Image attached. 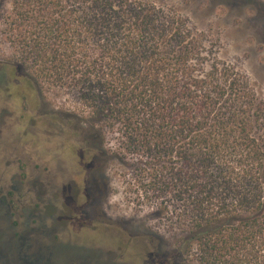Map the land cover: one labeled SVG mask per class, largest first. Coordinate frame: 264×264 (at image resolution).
Listing matches in <instances>:
<instances>
[{
    "label": "trees",
    "instance_id": "1",
    "mask_svg": "<svg viewBox=\"0 0 264 264\" xmlns=\"http://www.w3.org/2000/svg\"><path fill=\"white\" fill-rule=\"evenodd\" d=\"M5 24L10 75L70 107L93 193L115 164L170 221V260L264 264V100L205 31L146 0H11Z\"/></svg>",
    "mask_w": 264,
    "mask_h": 264
},
{
    "label": "rangeland",
    "instance_id": "2",
    "mask_svg": "<svg viewBox=\"0 0 264 264\" xmlns=\"http://www.w3.org/2000/svg\"><path fill=\"white\" fill-rule=\"evenodd\" d=\"M146 1L205 31L219 58L243 72L264 100V0ZM10 10L11 0H0V66L7 68L0 71V264H189L185 255L169 259L177 238L170 221L138 207L117 165L106 168L111 186L101 181L92 192L88 158L77 155L80 138L61 113L70 108L65 98L47 91L35 102L21 69L10 75Z\"/></svg>",
    "mask_w": 264,
    "mask_h": 264
},
{
    "label": "flooded vegetation",
    "instance_id": "3",
    "mask_svg": "<svg viewBox=\"0 0 264 264\" xmlns=\"http://www.w3.org/2000/svg\"><path fill=\"white\" fill-rule=\"evenodd\" d=\"M57 165H58V163H57V164H54L53 167H55V166H57ZM58 169H59V171H60V165H58ZM73 181L76 182L74 179H72V181H70V182H73ZM71 185H72V183H71ZM68 189H69L70 192H72V186H69Z\"/></svg>",
    "mask_w": 264,
    "mask_h": 264
}]
</instances>
